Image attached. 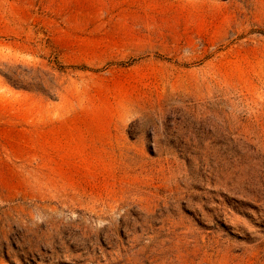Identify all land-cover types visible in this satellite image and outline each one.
Listing matches in <instances>:
<instances>
[{"label":"rangeland","instance_id":"1","mask_svg":"<svg viewBox=\"0 0 264 264\" xmlns=\"http://www.w3.org/2000/svg\"><path fill=\"white\" fill-rule=\"evenodd\" d=\"M0 264H264V0H0Z\"/></svg>","mask_w":264,"mask_h":264}]
</instances>
